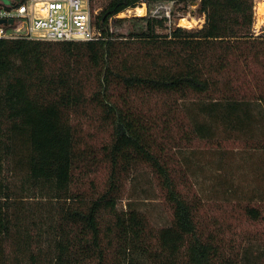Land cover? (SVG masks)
<instances>
[{
    "label": "trees",
    "instance_id": "16d2710c",
    "mask_svg": "<svg viewBox=\"0 0 264 264\" xmlns=\"http://www.w3.org/2000/svg\"><path fill=\"white\" fill-rule=\"evenodd\" d=\"M149 1L175 0H106L98 41L0 40V172H23L0 173V264H264L203 222L166 155L169 143L187 150L257 129L264 35L253 32L255 0H194L202 28L180 22L160 35L166 19L136 17L145 29L116 40L118 16ZM96 122L107 133L99 147L82 134ZM141 164L172 210L155 232L131 202L118 208ZM243 211L263 218L250 204Z\"/></svg>",
    "mask_w": 264,
    "mask_h": 264
},
{
    "label": "rangeland",
    "instance_id": "374dc122",
    "mask_svg": "<svg viewBox=\"0 0 264 264\" xmlns=\"http://www.w3.org/2000/svg\"><path fill=\"white\" fill-rule=\"evenodd\" d=\"M106 0H101L102 6ZM6 6L11 5V0H0ZM264 0H255L256 6ZM146 14L142 17H152L154 14L163 13L157 7L167 6L170 9V23L164 28H158L157 33L166 35L175 27H181L180 22L185 19L187 27L184 29L202 28L205 17L200 12V1H149ZM143 5L146 8V5ZM165 13V12H164ZM132 8L118 16L126 19L121 25H112L111 30L118 41L130 40L134 31L145 29L146 22L136 21ZM253 32L264 35V23L258 22L255 10V23ZM262 109L256 108L255 115L259 119L257 129L245 137L238 134H224L219 142L213 144L196 142L191 149L170 150L167 148V158L172 159L174 173L178 179L184 181L180 186L181 191L201 204L200 217L206 224L218 223L225 228L227 240L233 241L237 250L244 254V249L249 247L251 257L261 256L264 260V149L258 143L264 142V114ZM99 122L86 124L82 131L87 145L99 147L107 139V133L96 127ZM86 145V146H87ZM257 145V147H256ZM0 173H23L19 170L5 167ZM76 173H81L77 171ZM96 181L102 185L109 170L101 167L97 170ZM137 176L128 183L123 193V199L118 202L120 210H126L131 202L133 207L142 212L148 219L150 228L155 232L160 228L168 227L172 223V210L166 201L156 175L146 165H139L133 172ZM12 177V176H10ZM18 179L17 188L20 187V178H13V183ZM250 204L261 210L263 218L254 221L249 219L243 207ZM254 258V259H256Z\"/></svg>",
    "mask_w": 264,
    "mask_h": 264
},
{
    "label": "built area",
    "instance_id": "2783aa9c",
    "mask_svg": "<svg viewBox=\"0 0 264 264\" xmlns=\"http://www.w3.org/2000/svg\"><path fill=\"white\" fill-rule=\"evenodd\" d=\"M100 1L26 0L20 4L11 3L9 6L1 2L0 21L12 20L13 23L0 24V40L43 42L102 40L104 39L102 32L96 26V17L102 10V6L98 5ZM157 9L164 11L152 17L164 18L166 23H170V9H167L166 5H160Z\"/></svg>",
    "mask_w": 264,
    "mask_h": 264
},
{
    "label": "bare ground",
    "instance_id": "6f19581e",
    "mask_svg": "<svg viewBox=\"0 0 264 264\" xmlns=\"http://www.w3.org/2000/svg\"><path fill=\"white\" fill-rule=\"evenodd\" d=\"M143 5V4H142ZM256 10V16L258 17V22L260 24H263L264 23V3H260L256 6L255 8ZM128 13V12H127ZM132 13H134L136 16H139V17H142L146 14V8L144 6H142L141 8L139 9H134L132 10ZM187 21L185 19H182L181 20V23L187 27L189 25H187L186 23Z\"/></svg>",
    "mask_w": 264,
    "mask_h": 264
},
{
    "label": "water",
    "instance_id": "95a60500",
    "mask_svg": "<svg viewBox=\"0 0 264 264\" xmlns=\"http://www.w3.org/2000/svg\"><path fill=\"white\" fill-rule=\"evenodd\" d=\"M12 23H13L12 20H9V21H5V20L0 21V24H12Z\"/></svg>",
    "mask_w": 264,
    "mask_h": 264
}]
</instances>
